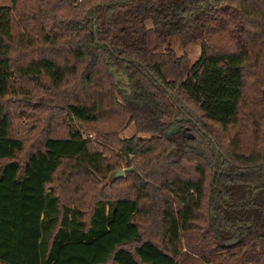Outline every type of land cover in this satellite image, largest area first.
<instances>
[{"label": "trees", "instance_id": "16d2710c", "mask_svg": "<svg viewBox=\"0 0 264 264\" xmlns=\"http://www.w3.org/2000/svg\"><path fill=\"white\" fill-rule=\"evenodd\" d=\"M0 264H264V0L0 6Z\"/></svg>", "mask_w": 264, "mask_h": 264}, {"label": "rangeland", "instance_id": "374dc122", "mask_svg": "<svg viewBox=\"0 0 264 264\" xmlns=\"http://www.w3.org/2000/svg\"><path fill=\"white\" fill-rule=\"evenodd\" d=\"M10 5H11V0H0V6H10ZM146 26L150 27L149 21H146ZM164 47L173 50L177 55L186 54L189 57L191 63L196 62L201 55V45L199 42L185 45L178 36H173L168 38L167 41L165 42ZM17 112L20 111L18 110ZM17 122L18 123L16 125V130L14 129V131L19 135L21 132L20 126L24 125L27 121L25 120V118H22L21 121L17 120ZM20 123L21 125H18ZM131 133L132 131L131 129H129L125 132L124 136H129ZM115 160L120 164V168L115 170V172H117L118 170H122L123 171L122 177H123L125 175L127 167H125V164L123 163V161L119 160V158L116 157Z\"/></svg>", "mask_w": 264, "mask_h": 264}, {"label": "water", "instance_id": "95a60500", "mask_svg": "<svg viewBox=\"0 0 264 264\" xmlns=\"http://www.w3.org/2000/svg\"><path fill=\"white\" fill-rule=\"evenodd\" d=\"M123 175V171L122 170H118L117 172H115L114 174H113V179H116V178H118V177H121Z\"/></svg>", "mask_w": 264, "mask_h": 264}]
</instances>
